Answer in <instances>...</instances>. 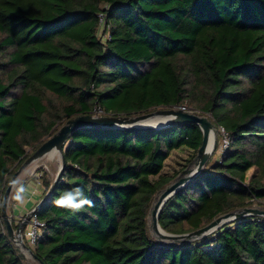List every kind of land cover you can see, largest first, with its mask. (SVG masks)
I'll return each mask as SVG.
<instances>
[{"label":"trees","instance_id":"16d2710c","mask_svg":"<svg viewBox=\"0 0 264 264\" xmlns=\"http://www.w3.org/2000/svg\"><path fill=\"white\" fill-rule=\"evenodd\" d=\"M175 106L206 114L229 144L166 200L160 227L187 233L264 203V0H0V197L68 119ZM201 141L190 123L75 130L61 177L35 213L45 227L33 254L44 264H264V216L179 243L151 236L150 206L174 177L161 173L165 159L179 147L196 153ZM39 171L44 195L52 180ZM77 186L92 207L55 205ZM0 264H26L1 214Z\"/></svg>","mask_w":264,"mask_h":264},{"label":"water","instance_id":"95a60500","mask_svg":"<svg viewBox=\"0 0 264 264\" xmlns=\"http://www.w3.org/2000/svg\"><path fill=\"white\" fill-rule=\"evenodd\" d=\"M186 123L196 124L200 128L202 132V141L199 148L197 149L196 155L193 157V160L192 162H190L189 166L181 170L179 175L174 180H171L170 183H168L163 189L159 190L155 195L154 202L149 209L148 217H150V227L154 232L153 236L156 238V240L165 243H179L183 241H190L205 236L206 234L215 231L224 224L229 223L233 220L240 219L246 216H264V209L261 210L252 207H243L227 212L225 214H221L206 225L187 233L174 234L166 232L160 227L158 223L159 213L166 200L170 196H172L178 189L183 187L188 181L194 178L202 170L206 162L215 151V148L217 146L216 124L212 122L206 115L196 113L192 110H187L184 106L161 108L134 116L97 115L90 112L88 114L78 115L68 119L28 158H26V160H24V162L19 166V168L9 179V181L15 179L23 169L27 168L36 160L46 156L48 153L52 151L58 153L59 165L54 179L50 183L47 191L39 200V202L34 206V208H32L23 216V219L18 222L15 228L12 226V218L7 212L8 203L4 207L0 208V214L3 219L6 233L11 241L15 244L19 258L21 260H24L22 251H28L32 258L38 262V264H44L33 254L32 249L24 243L22 239V232L27 225L30 215L36 213L40 205L51 194L52 190L61 177L63 168L66 165L63 150L71 133H73L77 129L84 127L136 130L157 129L167 127L169 125ZM210 132L213 133V141L211 146L209 147ZM9 181L2 196L3 198L7 199V201H9L10 192L12 190V186Z\"/></svg>","mask_w":264,"mask_h":264},{"label":"rangeland","instance_id":"374dc122","mask_svg":"<svg viewBox=\"0 0 264 264\" xmlns=\"http://www.w3.org/2000/svg\"><path fill=\"white\" fill-rule=\"evenodd\" d=\"M157 109H161V108H157ZM152 111H154V110H152ZM92 113H94V114L96 113L97 115H100V114H98V112H92ZM196 113H198V112H196ZM202 115H204V114H202ZM221 138H222L221 131L217 130V146L215 148V152H213V154L211 155V157L208 160L210 164L215 162L219 158V153L217 150H219V146L221 144ZM195 155H196V153L187 147H179L178 149L172 150L171 153L169 154V156L165 159V161L163 163L161 173L168 175V176H174L172 179V180H174L179 175L181 170H183L184 168L189 166L190 162H192L193 157ZM58 165H59V155L57 153H54L53 155H46V156L36 160L35 163H33V165L30 167V170L34 168L35 174H33V175H35V176H37L40 169L42 171H45L47 176L49 175L48 181H51L54 179ZM256 173H257V170L255 169V167H251L246 172V181H248L251 178V176L255 175ZM36 179H37V177H36ZM37 184L39 185L40 183L37 182ZM153 202H154V200H153ZM153 202H152V204H153ZM249 207L263 210L264 209V203H262V202L259 203L256 201L255 203H253ZM148 228H149L151 236L153 238H155L153 236L154 232L152 231V229L150 227V217H148ZM22 252L24 255L23 261L26 264H38V262L32 258V256L30 255V253L28 251H22Z\"/></svg>","mask_w":264,"mask_h":264},{"label":"clouds","instance_id":"9594fccd","mask_svg":"<svg viewBox=\"0 0 264 264\" xmlns=\"http://www.w3.org/2000/svg\"><path fill=\"white\" fill-rule=\"evenodd\" d=\"M13 188L12 199L18 205L24 206L30 202V195L27 186L20 180L19 177L9 181ZM8 203L7 199L0 197V207H4ZM57 207L76 212L85 206L92 207V202L87 199L85 190L82 187H75L71 190L62 191L54 200Z\"/></svg>","mask_w":264,"mask_h":264},{"label":"built area","instance_id":"2783aa9c","mask_svg":"<svg viewBox=\"0 0 264 264\" xmlns=\"http://www.w3.org/2000/svg\"><path fill=\"white\" fill-rule=\"evenodd\" d=\"M109 30H110V26L105 23L104 15L102 13L98 14L97 36L102 41H105V40L109 39ZM94 112H98V114L102 115L101 114L102 111L100 109H96V110H94ZM218 130L221 131V135H222L221 144L219 146V150H217L219 153V158L217 160L220 161L221 155L223 154L225 149L228 147L229 139H228L223 128H218ZM40 176H41V172L39 171L37 176H36L37 179H39ZM37 182L40 183L39 181H37ZM17 218H18L17 219V224H18V222H20V220L23 219V216H18ZM44 227H45V222L40 220L35 213L30 215L29 220L27 222V225L22 232V239H23L24 243L28 247L33 248L37 238L43 232Z\"/></svg>","mask_w":264,"mask_h":264},{"label":"crops","instance_id":"0c3cea01","mask_svg":"<svg viewBox=\"0 0 264 264\" xmlns=\"http://www.w3.org/2000/svg\"><path fill=\"white\" fill-rule=\"evenodd\" d=\"M33 163H35V162H33ZM33 163L30 164L27 168L23 169L17 176L20 178L21 181H23L25 178L29 177V180L25 183V185L27 186L29 195L31 197L30 202H28L24 206H20L16 203L14 205V208L11 211H9L7 209L9 216L14 218V223H16V224H17V219H18L17 217L18 216H24L27 212H29L32 208H34V206L39 202V200L42 198V195H43L44 189L41 186V184H39V185L37 184L38 180L36 179V176L33 175V174H35L34 168L30 170V167L33 165ZM48 177H49V175H48ZM11 192H13V188H12ZM11 192H10V194H11Z\"/></svg>","mask_w":264,"mask_h":264},{"label":"bare ground","instance_id":"6f19581e","mask_svg":"<svg viewBox=\"0 0 264 264\" xmlns=\"http://www.w3.org/2000/svg\"><path fill=\"white\" fill-rule=\"evenodd\" d=\"M147 122H150V121H147ZM146 122V123H147ZM212 141H213V133L212 132H210V140H209V147L211 146V144H212ZM54 153H57V152H55V151H52V152H50V153H48L47 155H53ZM58 154V153H57ZM53 157V156H52Z\"/></svg>","mask_w":264,"mask_h":264}]
</instances>
